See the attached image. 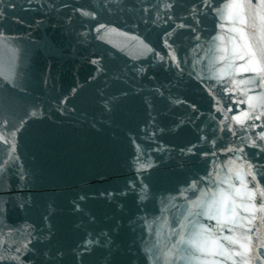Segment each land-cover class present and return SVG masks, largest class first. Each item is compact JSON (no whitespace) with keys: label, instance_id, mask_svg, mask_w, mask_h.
I'll list each match as a JSON object with an SVG mask.
<instances>
[{"label":"water","instance_id":"95a60500","mask_svg":"<svg viewBox=\"0 0 264 264\" xmlns=\"http://www.w3.org/2000/svg\"><path fill=\"white\" fill-rule=\"evenodd\" d=\"M226 2L0 0V264H164L229 161L264 185V129L213 78Z\"/></svg>","mask_w":264,"mask_h":264},{"label":"snow or ice","instance_id":"6c2138e0","mask_svg":"<svg viewBox=\"0 0 264 264\" xmlns=\"http://www.w3.org/2000/svg\"><path fill=\"white\" fill-rule=\"evenodd\" d=\"M217 13L221 21V33L227 31L233 35L227 37L231 43L230 49L224 46L223 34L215 37L220 42L216 51L222 53L215 60L226 63L218 69L219 75L213 78L224 81L228 77L231 86L226 90L234 94L235 89L244 97L232 103H246L248 106L247 110L231 119L245 131L249 127L264 129V124H247V121L264 119V0H227L223 8L217 9ZM82 14L90 15L87 12ZM226 23L230 27L225 28ZM144 47L151 51L146 45ZM171 55L175 60V54ZM236 76L243 78L237 80ZM217 111H223V108ZM229 131L232 129L229 128ZM258 138L264 141V131L258 134ZM0 142L9 141L0 135ZM250 146L258 147L255 140ZM261 150L264 151V148ZM228 151L236 149L230 148ZM239 151L243 152V148ZM228 172V177L217 178L218 185L224 186L202 191L197 199L191 201L189 215L184 217L188 221L190 216L195 215L215 221V224L192 221L189 228L182 222L180 229L172 233L178 239L163 253L164 264H264V185L257 179L261 173L254 170L252 163L245 161L237 165L235 160L229 161ZM233 173L240 181L239 186L233 183ZM192 187L195 189L196 185ZM91 243L89 240L85 249ZM0 246H3L2 241ZM19 250L16 249L17 252Z\"/></svg>","mask_w":264,"mask_h":264}]
</instances>
